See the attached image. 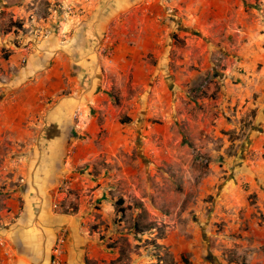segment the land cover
<instances>
[{
    "label": "rangeland",
    "instance_id": "1",
    "mask_svg": "<svg viewBox=\"0 0 264 264\" xmlns=\"http://www.w3.org/2000/svg\"><path fill=\"white\" fill-rule=\"evenodd\" d=\"M107 1L0 0V100L11 88L40 86L48 63L61 64L64 72V89L49 98L50 104L77 96L78 85L90 88L93 76L78 56L85 55L88 43L96 50L99 42L91 41L101 37L106 45L96 69L112 83L106 92L113 105L121 104L126 96L111 59L121 36L138 35L140 22L150 21L145 8L137 9L145 0ZM169 1L167 21L189 26L187 34L174 32L170 62L174 70L188 68L181 71L188 99L180 107L157 102L147 127L156 150L150 159L141 155L138 125L122 116L130 128L116 151L106 146L114 154L78 163L54 194V209L86 215L90 230L101 231L114 252L111 264H264V0H236V18L229 27L226 22L227 33L214 27L208 12L201 14L198 0ZM106 17L110 24L100 25ZM222 75L228 82L220 80ZM225 81L236 89L230 99V90L222 89ZM164 135L170 137L169 152ZM100 137L94 141L97 149L104 147ZM16 146L9 140L0 143L1 168L16 159ZM65 165L71 168L72 160ZM126 171L134 173L133 184L106 188L114 207L102 206L92 193L102 187L100 179L116 180ZM4 181L0 174V192L6 189ZM9 206L0 195V221L6 220V209L12 211ZM26 207L21 198V214ZM5 226L0 224V239L7 246Z\"/></svg>",
    "mask_w": 264,
    "mask_h": 264
},
{
    "label": "crops",
    "instance_id": "2",
    "mask_svg": "<svg viewBox=\"0 0 264 264\" xmlns=\"http://www.w3.org/2000/svg\"><path fill=\"white\" fill-rule=\"evenodd\" d=\"M145 2H140L137 9L145 8L150 22L146 20L140 22L141 27L136 36L130 37L128 34L121 36L111 59L119 86L126 96L121 104L113 105L106 92L111 89L108 86L112 83L107 80L106 75L96 69L101 64L96 63V60H100L103 47L106 45V41L101 37L98 41H91L93 45L99 42L96 50H93V47L88 48V43L84 48L85 55L78 56L80 64L86 63L85 68L89 70V75L93 76L88 77V79L91 77L90 88L85 89L78 85L77 93L74 92L77 96L50 104L49 98L58 96L64 89L61 85L64 72L61 70V64L52 66L48 63L50 66L43 70V73L47 72L45 75L42 74L40 86L35 84L24 85L15 90L11 88L7 97L0 100V143L9 140L19 148L16 149V159L12 162L8 160V165L0 167L6 188L0 195L8 198L9 207L12 208V211L6 209V220L0 221V224H6L4 235L8 242L6 248L0 249V264H50L51 253L58 232L62 228L67 229L69 233L63 247L64 264L112 263L114 252L108 248L105 240L101 239V231L90 230L86 215L57 212L53 204L56 197L54 194L58 193L62 179L72 176L73 169L78 163L114 154L106 146L116 151L115 146L122 137L125 138L126 128H130L129 124H123L122 116L132 118L133 122L130 123L138 125L143 142L141 151L143 159L152 158L156 150L153 149L154 138L147 132V127L151 128L150 118L158 106L157 102H164L166 106L175 103L180 107L183 101L188 99L186 96L188 90H184L186 75L183 73L185 70L188 71V68L174 70L170 62H174L172 60L174 32L187 34L189 26L185 23L175 27L167 21L169 0ZM197 2L202 5L201 14L208 12V19L212 17L214 27L221 33L223 31L227 33L225 24L229 21V27L230 23L234 22L237 1ZM86 40L90 41L87 38ZM217 40L220 41V37ZM47 59L45 57L44 60ZM152 59L158 61L156 65L150 63ZM67 63L68 68L72 67V58H69ZM227 78V75L220 76V80ZM194 80L200 81L198 78ZM225 84L226 81L222 89L230 90L227 95L230 99L235 96L236 89ZM132 91L136 92L133 96L129 94ZM161 92L165 93L164 96ZM182 92L185 93L183 97ZM262 112L264 113V109ZM81 128L84 133L81 132ZM115 128L119 131L114 133ZM100 133V138L104 141L103 149L94 147V141L98 139ZM169 138L168 135H164L166 142L164 148L167 152L170 151ZM62 142L67 148H62ZM70 148L73 149V154L68 156ZM31 156H34V160ZM67 160H72L71 168L65 165ZM125 174L116 180L100 179L102 187L92 193L102 200V206L114 207L108 193L105 195L106 188L110 192L120 186L124 187L127 182L133 184L134 173L126 171ZM92 182L96 184V180ZM1 184L0 188L3 189ZM21 198L27 203L23 214L19 208Z\"/></svg>",
    "mask_w": 264,
    "mask_h": 264
},
{
    "label": "built area",
    "instance_id": "3",
    "mask_svg": "<svg viewBox=\"0 0 264 264\" xmlns=\"http://www.w3.org/2000/svg\"><path fill=\"white\" fill-rule=\"evenodd\" d=\"M70 154H73V149L70 150ZM55 207L57 208L58 206L55 205ZM67 239H68V230L62 228L57 237L56 244L53 248L50 264H64L63 247L66 244ZM5 247H6L5 242L3 241V239H0V249H4Z\"/></svg>",
    "mask_w": 264,
    "mask_h": 264
},
{
    "label": "flooded vegetation",
    "instance_id": "4",
    "mask_svg": "<svg viewBox=\"0 0 264 264\" xmlns=\"http://www.w3.org/2000/svg\"><path fill=\"white\" fill-rule=\"evenodd\" d=\"M108 1H111V0H108ZM108 1H107V3H108ZM127 1L128 0H116V3L117 4H120V3L125 4V2H127ZM111 3H113V2H111ZM103 24H106V25L110 24V19L108 17H106L105 19H100V25H103Z\"/></svg>",
    "mask_w": 264,
    "mask_h": 264
},
{
    "label": "trees",
    "instance_id": "5",
    "mask_svg": "<svg viewBox=\"0 0 264 264\" xmlns=\"http://www.w3.org/2000/svg\"><path fill=\"white\" fill-rule=\"evenodd\" d=\"M122 202V203H121ZM121 204H123V201H120ZM123 212V211H122ZM187 264H189L187 261H186Z\"/></svg>",
    "mask_w": 264,
    "mask_h": 264
}]
</instances>
